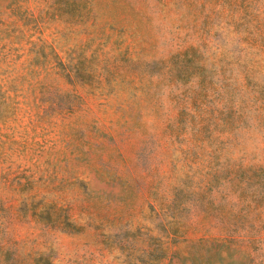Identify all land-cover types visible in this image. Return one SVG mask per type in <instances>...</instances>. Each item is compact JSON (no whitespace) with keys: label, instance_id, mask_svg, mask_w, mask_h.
I'll return each instance as SVG.
<instances>
[{"label":"rangeland","instance_id":"1","mask_svg":"<svg viewBox=\"0 0 264 264\" xmlns=\"http://www.w3.org/2000/svg\"><path fill=\"white\" fill-rule=\"evenodd\" d=\"M0 264H264V0H0Z\"/></svg>","mask_w":264,"mask_h":264}]
</instances>
